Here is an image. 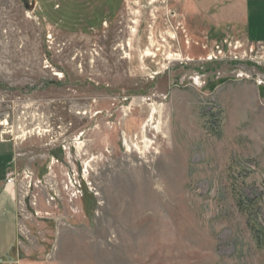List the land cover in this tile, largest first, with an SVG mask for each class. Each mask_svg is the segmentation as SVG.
<instances>
[{"label":"rangeland","instance_id":"obj_1","mask_svg":"<svg viewBox=\"0 0 264 264\" xmlns=\"http://www.w3.org/2000/svg\"><path fill=\"white\" fill-rule=\"evenodd\" d=\"M34 1L0 0L10 261L264 264V38L240 0Z\"/></svg>","mask_w":264,"mask_h":264},{"label":"crops","instance_id":"obj_2","mask_svg":"<svg viewBox=\"0 0 264 264\" xmlns=\"http://www.w3.org/2000/svg\"><path fill=\"white\" fill-rule=\"evenodd\" d=\"M240 6L242 11L240 23L249 24V31L247 33L248 37L262 40L264 35H261V32L263 33L264 31L256 28L261 27L264 29V15H260L262 13L264 14V12H260L256 16L249 17L247 16V0H240ZM260 17L263 19H260ZM252 33H255V35H252ZM17 238V205L14 197L11 193L6 191V188L3 186V182L0 179V264L17 263L10 261Z\"/></svg>","mask_w":264,"mask_h":264},{"label":"water","instance_id":"obj_3","mask_svg":"<svg viewBox=\"0 0 264 264\" xmlns=\"http://www.w3.org/2000/svg\"><path fill=\"white\" fill-rule=\"evenodd\" d=\"M25 5H27L28 11H33L35 6H36V2L34 0H32L29 4H28V0H21Z\"/></svg>","mask_w":264,"mask_h":264},{"label":"trees","instance_id":"obj_4","mask_svg":"<svg viewBox=\"0 0 264 264\" xmlns=\"http://www.w3.org/2000/svg\"><path fill=\"white\" fill-rule=\"evenodd\" d=\"M262 232V231H261ZM261 237H263L262 238V240L263 241H260V237L259 236H257V238H256V242H258L259 244H261L260 246H262V247H264V231H263V233H261ZM259 237V238H258ZM263 243V244H262Z\"/></svg>","mask_w":264,"mask_h":264},{"label":"built area","instance_id":"obj_5","mask_svg":"<svg viewBox=\"0 0 264 264\" xmlns=\"http://www.w3.org/2000/svg\"><path fill=\"white\" fill-rule=\"evenodd\" d=\"M216 49H218L217 47H216ZM12 182V180H8V183H11Z\"/></svg>","mask_w":264,"mask_h":264},{"label":"bare ground","instance_id":"obj_6","mask_svg":"<svg viewBox=\"0 0 264 264\" xmlns=\"http://www.w3.org/2000/svg\"><path fill=\"white\" fill-rule=\"evenodd\" d=\"M149 54V53H148Z\"/></svg>","mask_w":264,"mask_h":264}]
</instances>
